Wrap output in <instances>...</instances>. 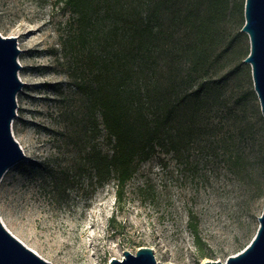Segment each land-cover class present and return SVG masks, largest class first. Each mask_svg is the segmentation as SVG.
<instances>
[{
    "label": "rangeland",
    "instance_id": "rangeland-1",
    "mask_svg": "<svg viewBox=\"0 0 264 264\" xmlns=\"http://www.w3.org/2000/svg\"><path fill=\"white\" fill-rule=\"evenodd\" d=\"M137 6L130 16L128 3H101L92 28L97 48L99 31L124 40L132 35L129 22L140 25L138 12L148 8ZM165 7L166 17L154 20L142 44L143 63L169 53L185 67L190 53L179 55V37L191 31L182 6ZM227 20L232 29L223 43L208 46L202 70L217 85L206 127L182 150L165 146L141 162L119 203L116 181L100 186L83 165L86 124L73 127L69 118L82 120L86 106L72 84L73 53L66 45L72 12L60 0H0L1 33L17 37L19 74L28 83L17 94L12 129L30 153L0 182V214L9 230L53 264H108L114 253L123 257L143 245L155 246L163 264H202L246 247L264 210V114L243 58L250 37L237 34L242 15ZM54 176L65 184L54 187Z\"/></svg>",
    "mask_w": 264,
    "mask_h": 264
},
{
    "label": "trees",
    "instance_id": "trees-1",
    "mask_svg": "<svg viewBox=\"0 0 264 264\" xmlns=\"http://www.w3.org/2000/svg\"><path fill=\"white\" fill-rule=\"evenodd\" d=\"M60 1L75 20L73 35L66 45L73 53L72 84L75 92L86 100L84 118L74 115L73 121L69 116L70 122L73 127L86 124L87 141L81 146L83 165L100 186L116 181L120 203L141 162L165 146L178 152L190 140H198L206 127L204 115L212 108V91L217 88L202 72L209 59L208 46L227 39L232 29L227 19L233 13L242 15L237 34L245 35L242 27L246 0ZM114 1L128 3L130 16H136L138 3H147L148 8L138 12L142 17L140 25L129 22L133 33L127 40L99 31L95 37L100 45L97 48L92 38L96 13L101 11V3ZM170 4L182 6V22L191 31L179 37L182 43L179 55L189 52V61L185 67L178 66L168 53L148 66L143 63L146 54L142 44L153 32L154 20H164L165 6ZM232 46L230 41L224 50ZM249 52L250 49L245 52L244 59ZM75 133L69 134V140ZM52 182L54 187L65 184L64 179L56 176ZM190 228L199 240L198 223L191 220Z\"/></svg>",
    "mask_w": 264,
    "mask_h": 264
},
{
    "label": "water",
    "instance_id": "water-1",
    "mask_svg": "<svg viewBox=\"0 0 264 264\" xmlns=\"http://www.w3.org/2000/svg\"><path fill=\"white\" fill-rule=\"evenodd\" d=\"M242 31L250 37V52L244 59L252 67L255 90L264 114V0L245 1ZM16 36L0 30V182L15 163L30 152L17 140L12 129L17 115V94L28 84L19 74L21 64ZM0 264H53L13 234L0 214ZM108 264H163L155 246L128 248L123 257L114 253ZM202 264H264V210L251 242L226 256L206 258Z\"/></svg>",
    "mask_w": 264,
    "mask_h": 264
}]
</instances>
